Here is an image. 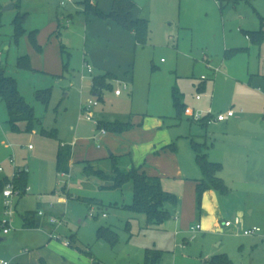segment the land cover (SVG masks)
Listing matches in <instances>:
<instances>
[{"label":"rangeland","instance_id":"374dc122","mask_svg":"<svg viewBox=\"0 0 264 264\" xmlns=\"http://www.w3.org/2000/svg\"><path fill=\"white\" fill-rule=\"evenodd\" d=\"M134 1L147 21L146 42L136 46L129 73L120 70L117 74L128 78L125 89L116 78L111 80V90L119 84L123 95L116 98L113 92H104L103 102L91 109L93 118L87 121L82 107L88 99H95L90 81L99 74L89 54L107 44L98 37L85 42L84 17L77 13L81 0L64 6L58 5L59 0H0V69L16 81L19 93L38 120L31 131H26L25 122L17 123V129L11 130L5 105L0 101L2 174L10 180L15 171L26 170L29 187L15 199L9 234L3 235L0 226V237H6L0 241V261L35 264L41 258L54 264L58 260L53 253L62 255L65 251L68 264H92L93 260L95 264H143L145 249L155 248L161 251V264H208L207 259L215 254H225L229 264H264V96L250 81L254 74L264 75V39L253 43L239 30L259 28L256 13L264 17V0H238L234 7L230 4L223 11L216 0ZM10 4L19 7L4 10ZM18 12L26 13V32L15 40L12 22ZM67 12L73 16L68 24L62 16ZM57 18L62 24L59 33L55 24L51 25ZM31 31L35 32L40 51L29 39ZM60 43L65 45V53L60 50ZM231 47L236 49L225 58L226 48ZM55 49L58 56L61 53L62 63L46 68L50 66L46 52L54 61ZM22 55L30 58V68L17 66ZM84 59L92 74L88 73ZM218 67L220 72L212 71ZM200 82L204 89L198 87ZM45 89L50 90L47 103L36 97L37 91ZM174 94L186 107L201 114L253 113L261 120V132L255 135L258 139L249 142V133L241 130L239 124L227 130L209 126L206 142L217 153L216 161L221 164L219 177L227 191L211 189L215 196L211 193L206 200L201 198L198 205L195 191L188 193L181 184L176 186L171 179L172 168H166L163 171L170 176L169 187L177 189L174 193L178 204L168 205L170 218L162 224L147 225L143 214L126 208L133 199L131 181L122 188H111V182L83 174L82 162L107 152L108 142L103 139L97 147L94 139V135L99 136L95 128L100 118L132 124L160 120L163 125L158 129L157 140L172 135L171 144L175 143L180 159L186 160L189 153L192 157L188 163L197 168L193 147L186 136L193 133L198 122L192 121L191 125L184 114L176 117ZM44 132L53 135L46 136ZM131 137H135L134 132L121 135V148H127ZM60 140L73 146L66 174L56 170ZM95 168L109 175L106 164ZM251 168L259 184L248 185L243 177L236 176ZM38 210L57 222L24 226L22 216ZM91 211L95 217L89 215ZM214 211L219 217V228L212 231L203 220L204 214L208 212L211 218ZM235 217L250 228L257 226L259 231L245 236L224 225ZM198 222L201 229L190 232L191 224ZM100 227H109L115 233L114 244L97 237ZM183 237L189 240L180 246ZM71 238L72 244L68 246Z\"/></svg>","mask_w":264,"mask_h":264},{"label":"trees","instance_id":"16d2710c","mask_svg":"<svg viewBox=\"0 0 264 264\" xmlns=\"http://www.w3.org/2000/svg\"><path fill=\"white\" fill-rule=\"evenodd\" d=\"M237 2L238 0H229ZM222 2V0H220ZM83 6L82 13L86 16L94 15L101 19H110L127 31H131L134 34L136 43L143 45L146 42L147 37V21L141 18L133 17V10L136 4L132 0H113L111 10L108 13L102 12L97 6L91 4V0H81ZM221 4V3H220ZM13 7H19L18 4H13ZM259 18V28L255 31H249L248 36L254 43H260L264 39V17L256 13ZM26 20V13H17L12 25L14 28L13 37L18 40L25 32L24 28ZM29 39L32 45L37 51L41 50V47L36 42L35 32L29 33ZM60 48L65 53V48L60 45ZM67 64H64L66 67ZM17 66L20 68H30V58L28 55H22L18 58ZM115 79V76L106 73L104 75L94 76L92 79V92L96 94L98 99H101L103 91H111V80ZM36 97L48 102L50 97V90H39L36 92ZM0 101L4 103L7 114L8 123L11 130L17 129V123L25 122L26 131H31L34 123L38 122L34 118L33 108L29 106L24 98L19 93L16 81L6 76L3 69H0ZM173 105L176 109V117L181 118L184 113L185 107L181 102L180 97L177 94L173 95ZM211 117V116H210ZM208 115L199 121L201 125H206L210 118ZM192 122V120L190 119ZM132 127L130 122H101L96 123L97 130L104 129L105 132L122 134ZM46 136L52 134V132H44ZM53 135V134H52ZM194 153L195 162L199 167L202 177L195 181V194L196 203L200 205L203 193L208 189L218 190L221 193H225L227 188L222 179L218 176L221 171V164L212 162L208 159L206 143H197L191 141ZM71 157V146L68 144L59 143L56 156V170L59 173L66 174L69 172V160ZM122 156H116L111 154L106 158L109 175H106L103 169L94 168L93 165L86 161L84 162L82 171L87 176L99 177L102 180L111 182V188H122V186L131 181L132 183V204L126 206L127 209L134 213L143 214L145 216L147 225H160L164 221L170 218V213L167 209V205H175L177 198L174 194L165 191L162 188L160 179L156 176H149L140 170L128 166V164L121 160ZM98 160L97 162H99ZM26 170L17 171L12 179L15 187L24 190L26 186ZM9 180L6 177L0 178V195ZM37 216L34 213H28L23 217V225L26 227H36L39 222L35 221L34 217ZM38 217V216H37ZM37 219V218H36ZM97 237L103 238L114 244L116 242V235L109 227H100L97 231ZM73 239L68 242L71 244ZM161 251L155 248H147L144 251L143 264H161ZM208 264H229V260L225 254H219L212 256L208 261ZM21 264V263H11ZM39 264H46L45 261L40 260Z\"/></svg>","mask_w":264,"mask_h":264},{"label":"crops","instance_id":"0c3cea01","mask_svg":"<svg viewBox=\"0 0 264 264\" xmlns=\"http://www.w3.org/2000/svg\"><path fill=\"white\" fill-rule=\"evenodd\" d=\"M72 1L73 0H59L58 5L64 6L65 3H69ZM132 1H134V0H132ZM61 2H64V4L61 5ZM112 3H113V0H91V4L94 6H97L104 13H108L111 10ZM134 3L136 4V7L132 12L133 17L145 19L144 15L142 14L143 10L139 7V5L136 3V1H134ZM216 3H217L219 10L223 11L225 9V7L229 6L230 4L233 5V7H234V5L237 2H232L229 0H222V2H220V0H216ZM82 11H83V6H81V8L77 10V13L78 12L82 13ZM82 15L84 17L82 20H83V23H84L85 28H86V34L84 37L85 42H89L88 40H90L91 38H97L98 37L101 40L105 41V44H107L103 49H99L97 52L96 51L90 52L92 55L89 54V57L92 61L91 64L93 65V68L98 70L97 71L99 73L98 75H104L106 73H110V74L115 76L117 83L119 82V84H120L121 82H125L128 84V78L127 77L126 78H123L122 76L119 77L117 74H119V72H122L123 70L125 72H128L129 69L131 68L132 54H133L134 50L136 49V46L139 45L136 43L133 32L127 31L126 29L122 28L121 26H119L118 24H116L115 22H113L110 19H101V18L95 17L94 15L86 16L83 13H82ZM62 16H63V19H65V21H67V24L73 18L71 12L62 13ZM54 24H55V31H57L59 33L60 32L59 31L60 25H62L60 23V20H58V18H57L55 21H53L51 23V25H53V27H54ZM239 30L241 33H243L245 35L246 39H250L247 32L255 31V29L254 30H243L242 28H240ZM60 45H63L65 48L64 44L60 43ZM234 49H236V48H232V47L229 49L226 48L225 58H227L229 56V54H231V52L234 51ZM60 50L62 51L61 48H60ZM47 53L48 52H46V62H49L50 66L46 67V68H50L51 65L52 66L53 65L54 66H60L61 65V63H62V58L60 56L61 53L58 56V52L55 49V53H54V59L55 60L54 61H51L49 59V56ZM68 55H69V53H67V56ZM85 63L88 64L87 61ZM220 69L221 68L218 67L217 69H212V71L216 73L218 71L220 72ZM120 70H122V71H120ZM92 72H93L92 69L90 72L88 71L89 74H92ZM92 79H93V77L91 78V81H90L91 86H92ZM202 79H204V78H202ZM250 81H251V84L256 85V88L258 91H261V93H259V94L261 96H264V75H260L259 73L254 74L253 78H251ZM119 84H117V85L115 84L113 90L110 91L111 93L113 92L112 94L116 98H119L123 95V91L121 92L120 95L114 94V90L119 88V87H117ZM202 85L203 84L200 82L198 87H202ZM202 88L204 89V86ZM214 88H215V86H214ZM91 91H92V89H91ZM104 92H108V91L102 92V96H101L102 98L101 99H98L96 94L92 92L93 97L98 101V103H99V101L103 102V93ZM184 107H185V110H184L183 114L185 116H187V118H189L188 121L192 125L193 123L190 121V112L194 111V109L186 107L185 104H184ZM91 114H92V111H91ZM219 114H221V113H219ZM211 116L213 118L216 117L213 115H211ZM92 117H93V114H92ZM100 119L101 120H98V121H101V122H115V121L130 122V121H124V120L122 121L121 119H115V120H110L108 118H100ZM242 121L249 122L250 124L256 123L257 124L256 131L241 129L240 123ZM260 121L261 120L258 119V116H256L253 113H250L248 111H245V113L243 112L240 115L232 113L231 115H227L226 119H224L223 121L213 120V121L208 122L205 126L201 125L199 123H196V125L193 129V133H189L190 135L186 136V137L189 139L190 143L192 140L194 142H196V140L194 139V138H196L198 140L197 143H206L207 144L206 132H207V128L209 126L215 125V126L220 127L222 130H227L229 127L233 126V124H239V128L241 130L245 131L246 133H249L248 134L249 136H246V137L250 142L251 140L258 139V137L255 135L257 133L261 132L260 127H259ZM162 125H163V122L162 121L160 122V120H155L150 124H144V120H143L139 124L133 123L132 127L129 130L123 132L122 134H114V133L106 132L105 137L102 135L99 138V141H96L95 143H96L97 147H100L101 140L104 139V141L108 142V145H109L106 147L107 152L101 153L98 158L83 161L82 162V168H83L84 162H86V161H89L93 165L94 168H95V166H98L99 164H106V166H107L106 158H108V156L113 154L116 156H122L121 160L123 162H125V164L127 163L128 166H132V167L140 170L141 172L146 173L149 176L158 177L160 179L162 188L165 191L174 194L175 196H176V194L174 192H177V189L174 187H171V188L169 187L170 186L169 183L171 181V180H169L170 176L165 171H163L164 169L169 168V167L172 168V174H171L172 178L171 179H174V181H176V182H174V184L176 186L181 184L182 187L186 188V191L188 193L195 191V181L201 179L202 173H201L199 167L197 166V164H196L197 168H195V166L193 167L188 163L189 157H192L191 155H189V153H187L188 156H187L186 160L180 159L177 151L175 150V143L171 144L174 140V137L172 135L167 134V136H163L160 138V140H157L158 139V129H160L162 127ZM95 130L97 131V128H95ZM132 130H134V131H132ZM133 132H134L135 137L134 138L131 137V139L128 140V143L126 145L127 148H125V147L121 148L120 139H119L121 137V135H126L128 133L130 134ZM189 132H192V130H189ZM108 135H109V137H108ZM59 143L67 144V143L62 142L61 140L59 141ZM68 145L71 146V157L69 160V170H70V163H71L72 154H73V146L71 144H68ZM5 147L10 148L11 146L6 145ZM29 150H31V149H29ZM207 155H208V159L212 162H217L216 160H219V159H217L218 157H217L216 151L210 149L209 146L207 149ZM194 157H195V155H194ZM98 160H100V161L97 162ZM217 163H219V162H217ZM197 169H199V172ZM252 169L253 168H251L250 170H247L246 172L241 171L243 174H241V172H238L236 174V176L239 175V176L243 177L242 180H244V183H246L248 185L259 184L258 179L253 176L254 174H253ZM107 171H108V166H107ZM0 176H3V174L1 173ZM218 176H219V174H218ZM211 193H213V191L211 189L206 190L203 193L202 198H205V200H206L207 197H209L211 195ZM213 196H215V193H213ZM176 198H177V196H176ZM177 204H178V199H177V203L173 206H177ZM168 205H167V209H168ZM38 211H42V210H38ZM38 211L27 212L26 214L36 213ZM174 212L176 213L175 210H174ZM252 212H253V210H251V213ZM216 213H217V211H214L213 216L211 218H209L208 212L206 214H204L203 223L206 225V228L212 229V231H215L219 228V223H218L219 217L216 216ZM26 214L22 216V224H23V217L26 216ZM37 216L40 218H37V219L34 218V219H35V221L39 222L38 226L48 225L47 223H48L50 218L48 217L49 215L47 213L44 212L43 215H41V216H39L37 214ZM0 219H1V210H0ZM197 224L200 225L199 222ZM245 224H246L245 221H241V227L243 229L250 228V225H245ZM38 226H36V227H38ZM191 226H193V225L191 224ZM253 226H255V225H252L251 227H253ZM226 227L230 228L232 226H226ZM200 229H201V226H200ZM233 229L235 230L234 227H233ZM53 230H51V232ZM239 234H242V233L239 232ZM3 235H7V234H3ZM176 236H177V234H175V237ZM4 240H6L5 236L0 237V241H4ZM188 240L189 239L183 237L182 238L183 243L180 244V246H184L183 244L187 243ZM49 241H50V239L48 240V242ZM71 244H72V242H71ZM71 244H68V246H70ZM66 252H67V250H66ZM53 254L57 257L56 259L58 260V262L55 261L54 264H68L67 263L68 260L65 259V257H64L66 255L65 251L61 252L62 255H59L56 252H54ZM215 255H217V254H215ZM209 259H207V261ZM40 260H43V259H41V258L37 259L35 264H39ZM43 261H45V260H43ZM45 262H46V264H48L47 260ZM95 262H96V260H93L92 264H95Z\"/></svg>","mask_w":264,"mask_h":264},{"label":"built area","instance_id":"2783aa9c","mask_svg":"<svg viewBox=\"0 0 264 264\" xmlns=\"http://www.w3.org/2000/svg\"><path fill=\"white\" fill-rule=\"evenodd\" d=\"M64 2H61V5H63ZM87 69L88 71L90 72L91 71V67L89 65H87ZM204 78V77H202ZM123 84V87L125 89V87L127 86L125 82H122ZM122 92V89L120 88H117L114 90V94L115 95H120ZM199 98V96H197V99ZM87 104L85 106L82 107V110H84L86 112V114L84 115L85 116V119L87 121H91L92 120V114H91V109L95 106L98 105V101L96 99L94 100H91V99H88ZM233 112L232 111H229L227 114H218L215 118H213L210 114V111H208L206 114H201L200 112H190V119L192 121H195V122H199L201 121L204 116L208 115L210 118L208 120V122L210 121H223L224 119H226L227 115H231ZM99 132V136H96L94 135V139L96 141H99V138L105 134V130L104 129H100L98 130ZM10 146V145H9ZM28 149H32V146L31 145H28L27 146ZM10 162L13 164L14 163V160L13 158H10ZM3 172V168L2 166L0 165V174ZM17 171H15L13 173V177L15 176V173ZM13 177L6 183L5 187L3 188L2 192H1V195H0V210H1V219H0V226L3 228L2 229V233L3 234H8L9 233V227H10V224H11V221H12V217L15 213V199L17 197H20L22 194L26 193L27 190H29V187H26L23 191L16 188L14 183L12 182V179ZM37 214L39 216L43 215V212L42 211H38ZM89 215L91 217H94L95 216V213L94 211H91L89 213ZM102 216L104 217L105 216V213H102ZM49 221L51 223H56L57 221L54 219V218H50ZM60 223V222H58ZM224 225L225 226H232L235 228V230L237 232H240L242 233L243 235H246V236H251V235H254L256 234L258 231H259V228L256 227V226H253L251 228H248V229H243L241 227V220L239 217H235L233 219V221H225L224 222ZM200 229V225L199 224H195L193 226L190 227V232H193V233H196L198 232V230ZM68 244V242H67ZM0 264H9L8 262H5V261H0Z\"/></svg>","mask_w":264,"mask_h":264},{"label":"water","instance_id":"95a60500","mask_svg":"<svg viewBox=\"0 0 264 264\" xmlns=\"http://www.w3.org/2000/svg\"><path fill=\"white\" fill-rule=\"evenodd\" d=\"M11 8H13L12 4H10L9 6H6L4 8V10H8V9H11ZM256 126H257L256 123L250 124L249 122H246V121H242L240 123V128L241 129L250 130V131H256Z\"/></svg>","mask_w":264,"mask_h":264}]
</instances>
